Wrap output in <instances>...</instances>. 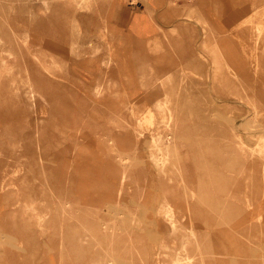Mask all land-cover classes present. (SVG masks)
I'll use <instances>...</instances> for the list:
<instances>
[{
	"label": "rangeland",
	"instance_id": "rangeland-1",
	"mask_svg": "<svg viewBox=\"0 0 264 264\" xmlns=\"http://www.w3.org/2000/svg\"><path fill=\"white\" fill-rule=\"evenodd\" d=\"M0 188V264H264V0H0Z\"/></svg>",
	"mask_w": 264,
	"mask_h": 264
},
{
	"label": "bare ground",
	"instance_id": "bare-ground-1",
	"mask_svg": "<svg viewBox=\"0 0 264 264\" xmlns=\"http://www.w3.org/2000/svg\"><path fill=\"white\" fill-rule=\"evenodd\" d=\"M75 1H78V0H75ZM256 57H257V58L262 57V53L257 52ZM109 60H110V59H108L106 63H109ZM109 76H110V75H109ZM34 91H35V89L32 88V93H33ZM162 100H163V99H162ZM141 102H142V101L140 100V102H138L139 104L137 103L138 106H135V105H134L133 109H134V108L139 109L140 106H142V103H141ZM157 102H158V101H157ZM133 111H136V113H138L139 110H133ZM142 114H143V113H142ZM142 114H140V115H142ZM165 117H166V116H165ZM142 120H143V119H142ZM142 120H141V121H142ZM145 120H146V119H145ZM145 120H144V121H145ZM146 122H147V120H146ZM160 122H161L162 124H166V125H167V124H170L169 120H167V119L160 120ZM168 147H169V145H168ZM167 154L169 155V151L167 152ZM167 157H168V156H167ZM163 162H165L164 159H163ZM126 175H128V174H126ZM126 175H125V176H126ZM0 189H1V188H0ZM167 192H168L169 195H170L172 191H171V190H170V191L167 190ZM167 203H168L167 205L169 206V208H171L172 210L176 209V207L179 208V207H180V204H181V202L178 204V202H176V200H175L174 198H171V196L168 197ZM179 209H180V208H179ZM172 212H174V211H172ZM170 224H171V223H170ZM173 227H174V226H173ZM175 228H176V227H175ZM192 229H193L192 231L195 230L194 224L192 225ZM173 230H174V229H173ZM187 230H188V229H187ZM182 231H183V230H182ZM166 233H167V232H166ZM191 234H192V233H191ZM192 235H193V234H192ZM184 245H185V244H184ZM185 248H186V247H185ZM185 248H184V249H185ZM185 251H187V250H185ZM182 257H183V256H182ZM180 258H181V257H180ZM184 258H185V257H184ZM186 258H188V257H186Z\"/></svg>",
	"mask_w": 264,
	"mask_h": 264
},
{
	"label": "crops",
	"instance_id": "crops-1",
	"mask_svg": "<svg viewBox=\"0 0 264 264\" xmlns=\"http://www.w3.org/2000/svg\"><path fill=\"white\" fill-rule=\"evenodd\" d=\"M146 19V18H145ZM145 19H143V20H145ZM144 32V31H143ZM143 32H141L140 34H142Z\"/></svg>",
	"mask_w": 264,
	"mask_h": 264
}]
</instances>
